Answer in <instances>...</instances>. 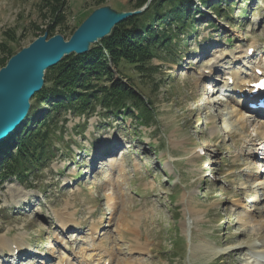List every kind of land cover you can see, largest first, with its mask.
Segmentation results:
<instances>
[{"label": "rangeland", "instance_id": "rangeland-1", "mask_svg": "<svg viewBox=\"0 0 264 264\" xmlns=\"http://www.w3.org/2000/svg\"><path fill=\"white\" fill-rule=\"evenodd\" d=\"M128 1L66 0L54 36L69 40L99 9L129 12ZM232 1L229 8L222 2L223 18L198 8L181 54L153 60L158 70L150 77L130 65L115 73L139 86L154 109L150 125L100 107L90 115L60 108L49 157L24 183L0 182V240L21 243L19 256L0 252V264H261L250 246L260 242L264 222V118L233 108L222 87L227 71L245 75L249 61L264 58V0ZM52 26L41 0H0V60L3 41L14 37L9 45L20 52L50 39ZM251 45L254 58H241ZM207 165L211 177L203 174ZM110 193L117 211L105 199Z\"/></svg>", "mask_w": 264, "mask_h": 264}, {"label": "trees", "instance_id": "trees-1", "mask_svg": "<svg viewBox=\"0 0 264 264\" xmlns=\"http://www.w3.org/2000/svg\"><path fill=\"white\" fill-rule=\"evenodd\" d=\"M41 2L51 7V38L55 28L64 21L62 7L66 5V0ZM128 2L132 7L130 11H135L145 7L149 0ZM199 2L222 17V2L229 8L233 1ZM195 6L194 0H153L143 13L116 25L107 37L92 45L88 53L65 56L56 66L47 69L45 84L31 99L25 122L0 144V168H3L0 182L14 177L20 184L24 183L25 176L49 157L50 135L60 108L72 114L90 115L100 107L106 114H130L140 120L141 125H150L154 119L153 107H148L138 94L141 89L134 81L129 79L125 84L121 79L115 80V72L123 75L124 67L130 65L139 76L150 77L158 70V67L152 66L153 60H173L181 54L185 42L182 36L195 31L197 19H192V15L194 12L196 16L202 15L199 7L193 10ZM82 23L74 28L71 36ZM9 41L14 42L15 38L1 43L6 54L0 60L1 67H5L8 60L19 52V48L11 47ZM165 54H172L173 57L167 59ZM32 126L34 129H31ZM15 143L16 153H12Z\"/></svg>", "mask_w": 264, "mask_h": 264}, {"label": "water", "instance_id": "water-1", "mask_svg": "<svg viewBox=\"0 0 264 264\" xmlns=\"http://www.w3.org/2000/svg\"><path fill=\"white\" fill-rule=\"evenodd\" d=\"M148 4L132 12L115 13L103 8L93 12L67 42L61 36H48L35 40L28 50L23 48L0 70V143L24 122L30 109L29 101L44 86L45 71L56 66L63 57L89 52L91 44L107 37L111 30L127 19L143 13ZM100 17L105 20L101 21ZM86 44L87 41H92ZM53 42L45 46L46 42ZM26 53V54H25ZM24 55L22 60L18 56ZM14 62V63H13Z\"/></svg>", "mask_w": 264, "mask_h": 264}, {"label": "bare ground", "instance_id": "bare-ground-1", "mask_svg": "<svg viewBox=\"0 0 264 264\" xmlns=\"http://www.w3.org/2000/svg\"><path fill=\"white\" fill-rule=\"evenodd\" d=\"M100 20L103 21L105 19H104V17H100ZM39 41L40 40L37 39L36 43H34V44L37 45L39 43ZM65 42H67L65 39L64 40H61V43L62 44H64ZM92 42H93V40L92 41H87L86 44H90ZM49 44H53V42L47 41L46 44H45V46H48ZM32 45H29L27 48L29 49ZM27 48H25V49L28 50ZM251 48H254L255 49V46L254 45L250 46L247 49V53H248V50L251 49ZM23 57H24V55L18 56V58H20L21 60H22ZM249 68L251 69L252 73L254 74V77L252 75V78L245 79V78H242L240 75H235V76H232V79L235 81L236 86L230 87L228 82L225 83L224 88L226 87L227 89H230L231 90V94L234 97L231 100V102H230L231 104H233L232 105L233 108L235 106H239V108L240 107L243 108L246 104L253 103L254 100L256 99V98L253 99V100L252 99H249L250 98L249 97L250 94H245L244 91H243V89L249 87L250 83H252V82H254L255 80L258 79V77H257V75H256L255 72H256L257 69L264 70V59L257 60L255 63H251L249 65ZM226 78H228V77H226ZM238 89L241 91V93L244 94V96H243L244 98H242L241 96H239V95L236 94V92H237ZM249 92H251V91H249ZM236 112H237V116L239 117L238 118L239 121L242 122V124H241L242 127L241 128L244 129L247 126V124H246L245 118L243 117L244 115H242L243 111L238 109V110H236ZM262 127H264V126L261 125V128ZM261 135L264 136V133L261 132ZM253 179L255 181H257V177H254ZM105 199L107 200V202H110V203L114 201L115 202V206L113 207L114 208V211H117L118 210V204H116V199H117L116 195L110 193V194H108L106 196ZM193 212H197V211L194 210ZM56 217H58L59 219L62 218V221H65L64 224H61L62 226H67L69 224V222H70V219L65 220V218L63 217V213H61L60 211L58 213H56ZM259 235H260V242L258 244H255L254 246H250V248L253 249V250L256 249L260 253H264V222L259 227ZM139 240H141V237H140ZM20 248H21V243L20 242L19 243L17 242V247L13 248V241L0 240V252H3L4 250H9L10 252H15L14 249H18L19 250ZM98 250H100V246H98V244H97L95 246V251H98ZM110 255L111 254L109 252H107V256H110ZM68 264H72V263H68Z\"/></svg>", "mask_w": 264, "mask_h": 264}]
</instances>
